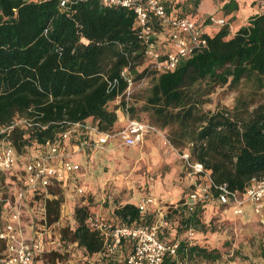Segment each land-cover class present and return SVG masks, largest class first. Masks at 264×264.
Segmentation results:
<instances>
[{"label": "trees", "instance_id": "trees-1", "mask_svg": "<svg viewBox=\"0 0 264 264\" xmlns=\"http://www.w3.org/2000/svg\"><path fill=\"white\" fill-rule=\"evenodd\" d=\"M200 1L173 0L171 6L175 13L195 14ZM224 7L232 10L235 5L227 2ZM133 22L131 10L104 6L99 0H71L63 9L58 0H0V126L16 115L37 112L41 121L50 122L35 130L37 141L53 137L57 124L52 122L63 119L93 117L101 128L112 129L119 105L110 108L109 102L127 85L122 68L129 65L134 80L148 73ZM253 73L264 75V10L249 16L232 34L224 25L208 35L207 46L182 59L174 70L151 75L148 101L156 123H175L172 142L187 139L191 158L235 190H242L252 175H264V101L200 112L192 97L197 80L208 81L210 91L217 85L235 86ZM114 79L116 84L110 86ZM25 131L23 125L12 131L18 151ZM48 192L56 195L45 198V220L52 224L60 217L63 188L51 184ZM115 210L123 220L139 218L133 203ZM87 213L86 206L75 207V222L61 230L67 240L94 252L102 249V239L86 225ZM198 220L196 212L182 216L175 233ZM212 250L183 242L164 264H175L193 252L213 259L217 251Z\"/></svg>", "mask_w": 264, "mask_h": 264}, {"label": "built area", "instance_id": "built-area-1", "mask_svg": "<svg viewBox=\"0 0 264 264\" xmlns=\"http://www.w3.org/2000/svg\"><path fill=\"white\" fill-rule=\"evenodd\" d=\"M70 1L58 0V5L63 9ZM99 1L104 6H122L133 12V26L147 72L174 70L182 59L207 46L211 33L206 26L226 23L224 17L211 13L198 16L197 20L191 17L197 13H175L171 6L173 0ZM121 75L127 85L120 94L128 98L135 81L129 65L122 68ZM115 84L116 79L109 82L110 86ZM128 106L126 101L122 107L126 121L118 129H103L93 117L63 119L52 122L57 124L56 133L42 141L33 137L35 130L48 127L50 122L41 121L37 112L16 115L0 126V173L4 175L0 187V264H164L167 257L177 255L181 243H193L192 225L185 227L183 235H168L167 211L164 213L163 204L150 193L142 194L136 202L139 218L150 208L161 214V218L147 225L116 222L98 212L87 213L86 225L102 239V249L98 251L88 252L77 241L67 240L61 230L63 226L59 225L61 217L52 224L45 220V198L56 197L48 192V186L61 185L69 176L77 177L80 164L71 159L74 153L83 148H105L108 138L115 135L129 146L139 143L147 133L160 132L153 123L133 117ZM18 125L26 128L19 151L12 140V131ZM180 158L192 187L185 197L172 203L171 208L194 213L197 206L214 197L223 204L224 210L229 209L236 215L244 214L247 204L254 214H261L264 175H252L242 190H235L226 182L216 181L203 162L191 158L189 150H182ZM75 191L83 196L87 193L80 184L75 186ZM35 195L39 201H32ZM28 200L35 204L37 221H30V213L27 222L23 221L29 211Z\"/></svg>", "mask_w": 264, "mask_h": 264}, {"label": "rangeland", "instance_id": "rangeland-1", "mask_svg": "<svg viewBox=\"0 0 264 264\" xmlns=\"http://www.w3.org/2000/svg\"><path fill=\"white\" fill-rule=\"evenodd\" d=\"M227 2L235 5L234 9H237V15L233 13V9L228 10L224 7ZM256 2H258L259 10L263 11L264 0H202V6L207 8V12L214 14L217 17H224L226 20L225 25L229 28V34H232L233 30L230 28V24H233L239 18L246 19L256 13L258 10ZM191 17L197 20L198 15H192ZM221 27L222 25L213 26L210 32L217 31ZM152 72L149 71L145 77L136 76L133 93L130 97L126 98L125 95L119 94L109 102V107L114 108L119 105L118 107L122 109L123 101H127L129 106L132 107L129 111L130 113L153 123L161 130L163 135L167 136L171 142V147L167 149V152L173 156L174 163H177L181 160L180 152L182 150H189L190 144L185 138L180 144H174L172 142V128L176 127L175 123L168 124L164 127H160L158 123H156L157 115L154 114L152 106L148 101V95L153 81ZM194 86L196 87L197 94L194 95L192 99L197 103L196 106L200 112H205L209 109H213L218 106L221 107L223 105L234 106L247 104L251 107L255 103L264 101V75H258L255 73L243 77L237 85L231 87L226 85H217L209 91V82L206 80H197ZM174 132V137H177L180 133L176 129ZM150 154L152 157L153 153L150 152ZM118 157L121 160L118 159ZM111 160L110 167L113 170L112 177L123 180V183H125H122L123 186L125 187L126 185L125 188L130 189V193L133 197L136 196L139 198L143 194L144 188L148 186V180L156 178L157 176L156 172H148L150 157L147 156V154L144 156L142 152H129L123 156H113ZM122 162L127 163L123 165ZM182 175L183 172L181 173V176ZM105 180L106 179L102 180V182ZM108 181L109 179L107 182ZM3 183L4 179L2 178V180H0V187ZM4 188L5 187H3V189ZM127 189L120 188L117 190L113 188V194L111 197L106 198L108 199V202H104L102 204V209H108L111 208V206L122 203L124 201L123 192ZM153 193L155 192L153 191ZM153 193L151 194L155 196L157 200H160L161 204H163L162 209L164 210V213L167 211L165 217H167L170 221V227L167 230V233L169 236H173L176 234L175 225L180 219H177V215L175 214L177 210L171 208L170 205H172V203H177L180 200L181 195H183V192H181L178 197H172L170 192L159 193L157 195H155L156 193ZM62 194L64 196L63 199L67 204L68 197L66 196V193ZM106 194H108L107 190L105 191L104 189L102 191L97 189L94 195L89 194L85 198H88L90 205H96L99 202H94V196L106 197ZM33 200L39 201L38 196L36 195L33 197L32 201ZM30 201L28 200L30 203L29 211H26L27 215L25 214L26 216L24 215L23 217V221L25 220V222H27L29 218V213L35 218V220L39 216L36 212L35 204ZM60 217V226L64 227L70 224L71 218H67L65 209H63L62 212L60 210ZM202 217L205 219V222H201L200 224L193 226V241L194 243H199L201 246L204 245L207 250L213 249L212 251H217V257L214 260L207 259L206 264H264V239H262L264 235L260 233V224L256 222L253 216H244L242 214L236 215L232 213L231 210H224L222 207V209H219L217 212H207ZM147 218L148 221L154 222L161 218V214L155 211H150ZM28 224L29 223H27V225ZM184 229L178 233L183 235ZM197 258L198 262L202 261L204 259L203 253L198 254ZM189 262V258H179L176 261V264H188Z\"/></svg>", "mask_w": 264, "mask_h": 264}, {"label": "crops", "instance_id": "crops-1", "mask_svg": "<svg viewBox=\"0 0 264 264\" xmlns=\"http://www.w3.org/2000/svg\"><path fill=\"white\" fill-rule=\"evenodd\" d=\"M257 6V12H260L258 2H256ZM235 15H237L238 11L237 9L232 10ZM197 14L199 18L204 17L205 15L209 14L207 12V8H204L202 6V0L198 4L197 7ZM248 18L243 19L239 18L237 19L233 24H230L233 30V32L238 28V26L245 24L248 22ZM213 26H206V29L210 32L212 30ZM216 32V31H214ZM214 32H210L213 34ZM117 114V121L114 124V129H118L121 127L125 121V112L121 108L116 109ZM133 117L142 119L141 117L137 115H133ZM160 130V129H159ZM154 139V140H153ZM153 140V141H152ZM171 147V142L167 138L166 135H163L161 130L160 132H150L144 135L143 139L135 144V145H124L120 142V139L118 136H112L109 137L106 141L105 148H83L71 157V159L77 163L80 164V169L77 173V177L69 176L64 180L63 183H61V186L63 188L62 193H66L67 204L66 201H64V196L62 198V202L60 204V210L62 212L63 209H65V214L67 215V218H71L70 224L73 225L75 222V214L74 209L77 206H86L88 209V212H98L101 215H103L105 218L116 221V222H122V223H130V224H144L147 225L151 223L147 219L148 213L151 211V208L144 214V217L142 219L138 218V220L133 219L131 221L123 220L117 213L116 208L124 203H133L136 205V202L138 201V197H133L130 193V189H127L123 186V180L119 178L112 177L113 170L110 167L111 165V158L113 156H123L126 153L129 152H142V154L145 156L150 157V163L148 164L149 171L148 172H156V178H151L148 180V186L144 188V192L147 193H153V191L156 193H153L155 195L159 193H165L170 192V195L178 197L181 192H183L180 197L183 198L188 194L189 189L192 187L191 179L186 174L185 164L181 160H179L177 163H174L173 156L170 155L169 152H167V149ZM149 149V150H148ZM149 154H148V153ZM151 153H153L151 157ZM118 159H120L118 157ZM121 160V159H120ZM123 161V157H122ZM123 165L127 162H122ZM183 172V175L181 176V173ZM125 173V172H124ZM4 178L2 174L0 173V180ZM106 179L104 182L102 180ZM109 181L107 182V180ZM123 183V184H122ZM83 185V187L86 190V195L83 196L81 194H78L75 191L76 185ZM129 186V185H127ZM119 190L127 189L124 193V201L122 203H119L117 205L111 206V208L102 209V204L104 202H108L107 197H111L113 188ZM99 190H107L108 194L104 196L95 197L94 202H99L96 205H90L88 198L86 199L89 194L94 195ZM167 194V193H166ZM164 194V195H166ZM63 195V194H62ZM102 206V207H101ZM223 204H221L216 198H211L210 200L204 202L202 205L197 206L195 212L198 217L197 224L193 225L196 226L200 224L201 222H205V219H203V215L205 213L209 212H217L219 209H222ZM246 210L244 212V216H253L260 225V233L264 235V207L262 209V212L260 215H256L251 210V207L247 204L245 206ZM177 215V219H180L182 216L187 217L189 214L184 211H177L175 213ZM34 217L30 215V221H34ZM175 219V218H174ZM197 228V227H196ZM29 233L32 232V228L30 226L28 227ZM264 239V237H262ZM194 243V241H193ZM204 246V245H202ZM200 253L193 252L191 257H188L190 259V264H206L207 258L204 257L202 261H197V256ZM187 258V259H188ZM216 258V257H215ZM208 259V260H214Z\"/></svg>", "mask_w": 264, "mask_h": 264}]
</instances>
